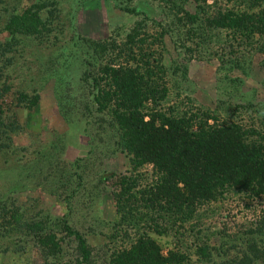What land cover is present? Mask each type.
Returning a JSON list of instances; mask_svg holds the SVG:
<instances>
[{"label":"trees","instance_id":"16d2710c","mask_svg":"<svg viewBox=\"0 0 264 264\" xmlns=\"http://www.w3.org/2000/svg\"><path fill=\"white\" fill-rule=\"evenodd\" d=\"M160 1L168 6L161 12L165 24L151 18L156 15L154 10L150 15L132 4L121 11L140 19L127 32L104 40L73 34L69 46L59 47V38L49 39L50 23L41 17L40 5L19 10L18 5L11 10L5 7L0 12V36L4 38L0 42V101L14 94L16 107L32 109L39 104V90L54 80L59 112L94 126L98 143L113 142L114 152L124 155L131 168L106 178L108 183L113 181L117 218L107 238L105 258L95 261L88 239L73 219L75 197L84 189V175L94 170L92 162L78 161L61 170L56 167L50 193L58 196L66 213L43 219L36 213L37 204L21 205L20 195L34 185L25 182L28 173L16 181L15 169L8 161L15 156L13 138L22 133V127L16 118L5 122L0 116V156L5 163L0 174L4 182L0 189V239L6 243V251L20 261L191 264L178 246L191 233L201 243L196 252L198 264H264V214L256 215L243 233L224 232L221 239L233 238L227 248L225 242L211 247L201 237L203 220L231 202L254 210L253 214L257 212L254 206L264 203L263 115L260 119L258 110L252 115L254 102L233 103L232 92L220 100L217 109L194 106L190 98L181 107L167 106L171 80L164 63L166 38L173 34L176 42L184 43L188 52L202 55V60L220 57L218 72L224 76L223 82H237L229 76L233 69L248 74L253 67L262 71L264 63L253 62L258 54H264V0H212V4L210 0ZM150 21L160 31L151 32ZM42 39L47 48L55 49L47 59L33 45ZM68 47H72L71 55L66 54ZM226 48L229 52L218 56ZM243 50L246 54L238 56ZM25 54L33 61L28 63L25 58L17 66ZM37 64L42 70L44 65L54 66L50 65L49 72L34 74L32 66ZM21 73H30L31 80ZM26 77L30 92L15 83ZM32 164V168L38 165V160ZM146 166L153 169L151 177L141 173ZM166 237L176 240V247L167 252L162 243Z\"/></svg>","mask_w":264,"mask_h":264},{"label":"rangeland","instance_id":"374dc122","mask_svg":"<svg viewBox=\"0 0 264 264\" xmlns=\"http://www.w3.org/2000/svg\"><path fill=\"white\" fill-rule=\"evenodd\" d=\"M212 3L213 1L210 0L209 4ZM34 4L41 6V17L50 23L49 28L52 33L49 35V39L51 42L56 41L57 38L60 39L58 47L63 44L69 46L73 34L93 40H104L116 35L117 32H127L140 19L121 11L123 6L131 7L132 4L139 11L149 12L150 15L154 10L156 15H152L151 18L158 23H167L161 12L168 6L160 0H0V12L6 9L5 7L11 10L12 7L18 5L17 9L19 10ZM0 23L2 25V21ZM149 29L151 32L160 31V28L156 27L152 21L149 22ZM170 36L166 38L168 51L164 54L166 59L164 63L169 71V80H171L169 84L171 88L170 103L167 106L181 107L182 102L187 103L190 98L194 106L205 110L217 109L220 100H226V94L232 92L235 97L233 103L254 102L252 115H257L255 111L258 110L260 119L263 115L264 120V69L259 71L253 67L249 74L244 73L243 69H233L229 72V76L237 82L234 84L233 81L225 80V83L222 81L224 76L221 77L218 72V68L221 66L220 57L216 56L211 61L202 60L200 58L202 55L200 56L196 51L188 52L183 47L184 43L176 42L177 38L173 39V34ZM3 39L1 35L0 42L4 41ZM42 42L44 44L39 46ZM45 42L42 39L33 45H37L35 46L36 52L42 51V57L47 59L52 49H55L54 47L47 48ZM193 48L196 50V46ZM71 49L72 47H68L66 54L71 55ZM30 50L32 53L34 46ZM225 50L219 51L218 56L226 55L229 52L228 48ZM245 54V50H243L238 53V56ZM57 56L59 55L57 54ZM24 59L29 63L34 58L25 54L22 60L20 58L17 66H21ZM253 63H264V54H258ZM50 65H44L43 70L39 64L33 65V73L49 72L52 68ZM176 67L179 68L178 72ZM14 71L11 73L17 75ZM225 73L223 72V75ZM21 75H27L30 78V73H21ZM28 77L23 80L17 79L15 81L17 88L22 86L30 92L28 86L25 85ZM54 83L55 81L51 80L39 90V104L32 109L25 110L16 107L18 101H14L17 97L14 94L10 95L5 102L0 101L1 118L5 122H13L16 118L22 127V133L13 138V143L17 148L15 156L8 161L15 169L16 181L28 173L31 179L26 178L25 182L34 185L33 189H27L25 194L20 195L21 205L29 207L30 204H37L39 208L36 213H41L43 219L50 216L52 218L63 216L66 213L58 196L50 193L52 173L56 167L61 170L64 169V166L76 164L78 161L80 164L92 162L94 170L91 168L84 175V189L81 195L75 197L78 200L74 217H72L77 229L88 239L95 261L102 262L106 256L107 238L117 218L112 193L114 190L113 181L108 183L106 178L114 173L130 172L131 168L124 155L114 152L116 148H114L113 142H109L107 139L104 144L98 143V131L94 126H88L86 122L78 119L65 117L59 112ZM30 96L33 94L30 93ZM221 114L225 116L224 112ZM260 128H263L262 124H260ZM89 159L92 161H88ZM37 160L39 164L32 168L33 161ZM3 162L4 160L0 156V174L5 168ZM35 167L38 169L40 178L37 177ZM141 173L151 177L153 169L151 166H146ZM3 186L4 182L0 177V189ZM62 198L66 200L64 197ZM254 208L257 209L255 214H253L254 210H247L241 203L239 205L235 201L219 213L208 215L201 224L204 230L201 234L202 241L210 243L211 247L225 242L227 248L233 238L224 237L221 239V235L224 232L229 235L243 233L246 226L254 221L256 215L259 218L264 214V203H258ZM197 238L194 234L188 233L184 239L182 238L178 242V246L186 252L188 260L191 259V264H195L196 260H199L196 252H198L197 246H200L201 243L199 244ZM175 241L171 237L162 239L166 252L176 247ZM6 249V243L0 239V264H29L20 261L18 256L10 254ZM196 263L198 264V261ZM36 264L41 263L39 261Z\"/></svg>","mask_w":264,"mask_h":264}]
</instances>
